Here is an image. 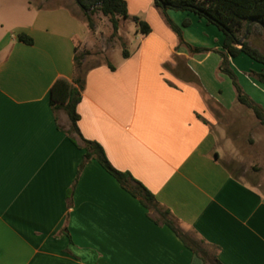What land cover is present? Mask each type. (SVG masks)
Masks as SVG:
<instances>
[{"label":"crops","instance_id":"1","mask_svg":"<svg viewBox=\"0 0 264 264\" xmlns=\"http://www.w3.org/2000/svg\"><path fill=\"white\" fill-rule=\"evenodd\" d=\"M124 1L150 33L136 25L128 58L89 68L80 133L223 264H264V194L232 176L212 130L213 106L236 105L220 71L222 32L169 10L182 43L154 0ZM90 33L64 3L0 0V264H204L98 162L78 173L83 145L71 141L50 91L57 80L74 79V58ZM230 62L264 109V85L249 76L264 67L244 54Z\"/></svg>","mask_w":264,"mask_h":264},{"label":"trees","instance_id":"2","mask_svg":"<svg viewBox=\"0 0 264 264\" xmlns=\"http://www.w3.org/2000/svg\"><path fill=\"white\" fill-rule=\"evenodd\" d=\"M75 3L83 12L90 30L94 29L91 15L97 11L109 18L114 34L118 33L121 21L130 19L127 4L124 0H75ZM100 3L101 5L96 6ZM154 4L164 13L168 24L178 34L182 43H185L182 30L174 25L168 17L167 11L169 10L192 13L222 32L224 39L223 51L219 52L221 56L220 71L231 80L236 92V102L250 110L260 125L264 127V109L244 91L230 62V58L234 59L244 54L264 67V53L252 46L247 41V37L241 46L238 45L242 41V37L251 34L253 26L259 25L264 30V0H154ZM94 6L96 7L91 11H86ZM131 19L138 26L140 33L143 35L150 33V27L147 23L137 17ZM189 23L190 21L187 20L183 23V26H187ZM18 39L24 44H33V39L25 34H20ZM186 46L193 52L202 51L200 48H194L189 44ZM85 57L86 54H76L74 58V79L71 82L59 79L53 84L50 91V104L53 111L57 113L63 111L67 115L70 124L68 134L76 136V138H71V141L75 146H78V138L83 145L84 155L78 173L88 161L95 160L126 192L137 199L149 214L154 215L156 223L167 226L188 249L201 258L204 264H223L216 255L215 250H211V252L201 246L203 242L191 238L189 233L182 229L171 216L170 212L160 206L154 195L145 186L135 180L130 173L115 169L107 159L102 146L97 142L86 140L82 136L78 128L80 116L77 107L82 99L86 75L89 70L85 68ZM123 57H129V53L125 48L123 49ZM107 64L112 70L115 69L109 62ZM249 76L264 85V70L261 72L250 71ZM227 169L230 171L228 167ZM230 173L232 172L230 171ZM232 176L238 178L233 174Z\"/></svg>","mask_w":264,"mask_h":264},{"label":"rangeland","instance_id":"3","mask_svg":"<svg viewBox=\"0 0 264 264\" xmlns=\"http://www.w3.org/2000/svg\"><path fill=\"white\" fill-rule=\"evenodd\" d=\"M54 1L68 5L74 14L86 22L75 0ZM91 19L94 29L91 30L89 44L78 53V55L86 54V69L104 63L110 57L112 61L120 60L124 48L127 50L133 48L136 33L134 22L121 21L118 33L114 34L109 18L101 12H95L91 15ZM246 37L252 46L264 53V30L259 25L253 26L251 34L242 37V41ZM245 78L247 77L243 73L238 76L241 86L246 84ZM234 94L236 97V92ZM212 109L216 116L212 130L217 139V150L222 162L238 179L255 186L264 194V127L250 110L237 102L234 108L228 111L217 106H213ZM189 236L196 240L192 235ZM201 246L211 251L204 244Z\"/></svg>","mask_w":264,"mask_h":264},{"label":"water","instance_id":"4","mask_svg":"<svg viewBox=\"0 0 264 264\" xmlns=\"http://www.w3.org/2000/svg\"><path fill=\"white\" fill-rule=\"evenodd\" d=\"M99 5H101V3L98 4V5H96V6H99ZM96 6L91 7L90 9H88V10H86V11H87V12H88V11H91V10H92L93 8H95ZM246 34H247V32H246ZM242 42H243V41H240V42L238 43V45L241 46V45H242Z\"/></svg>","mask_w":264,"mask_h":264}]
</instances>
